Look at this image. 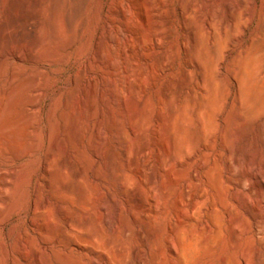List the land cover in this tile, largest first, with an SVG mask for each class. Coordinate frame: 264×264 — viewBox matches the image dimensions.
<instances>
[{"label": "rangeland", "instance_id": "374dc122", "mask_svg": "<svg viewBox=\"0 0 264 264\" xmlns=\"http://www.w3.org/2000/svg\"><path fill=\"white\" fill-rule=\"evenodd\" d=\"M171 244L264 264V0H0V264Z\"/></svg>", "mask_w": 264, "mask_h": 264}, {"label": "bare ground", "instance_id": "6f19581e", "mask_svg": "<svg viewBox=\"0 0 264 264\" xmlns=\"http://www.w3.org/2000/svg\"><path fill=\"white\" fill-rule=\"evenodd\" d=\"M152 34V33H151ZM150 34V35H151ZM161 36H163V35H161ZM150 37V38H149ZM148 37V40L150 41V43L152 44V47L153 48H155L157 45L158 46H160L159 45V43H160V40H161V37H160V35L158 34V32L155 30L154 32H153V34L151 35V36H149ZM148 41V42H149ZM145 43H146V41L144 40V38L141 40V42H140V45H139V47L140 48H143V47H145ZM156 44V45H155ZM159 49V48H158ZM171 50H173V49H171ZM171 50H170V52H171ZM159 51V50H158ZM155 52H157V50L155 51ZM154 52V53H155ZM173 52V51H172ZM169 54V53H168ZM170 55V54H169ZM166 57H167V55H166ZM169 59V58H168ZM167 60V59H166ZM166 64V63H165ZM152 69V68H151ZM153 70V69H152ZM154 71H157V70H154ZM158 72V71H157ZM153 73V72H152ZM145 74V73H144ZM150 74V73H149ZM154 74V73H153ZM152 74V75H153ZM148 76V75H147ZM146 76V77H147ZM154 76V75H153ZM152 76V77H153ZM145 77V78H146ZM151 77V76H150ZM148 81V80H147ZM143 82V81H142ZM146 82V81H145ZM152 82V81H151ZM154 82V81H153ZM147 84V83H146ZM129 117H130V121H132L133 119H134V117H135V114L134 113H132L131 115H129ZM130 129H131V131H132V133L133 134H137V130H136V128L134 127V126H132L131 124H130ZM97 135H98V138H99V140L100 141H103L104 140V133H103V128H102V126L101 125H99V128H98V130H97ZM169 146V145H168ZM168 151V150H167ZM170 156V155H169ZM163 178V177H162ZM151 183V182H150ZM148 184H149V182H148ZM165 184V183H164ZM164 184H162V185H164ZM161 185V184H160ZM155 187H156V184H155ZM163 187V186H162ZM150 188L152 189L153 188V186H150ZM205 189V188H204ZM204 189H203V191H204ZM152 191H153V193H156V191L154 190V189H152ZM188 192V191H187ZM194 193H196V192H194ZM203 194V193H202ZM207 194V193H206ZM187 195H189V194H187ZM186 195V196H187ZM203 196H204V194H203ZM206 196V195H205ZM210 196H212V193H210ZM214 196V195H213ZM207 197V196H206ZM165 199V198H164ZM187 199V198H186ZM189 199V198H188ZM187 199V200H188ZM192 199V200H191ZM191 199H189V200H191V202H189V200H188V202L190 203V205H189V207L188 208H190L191 209V213H193V211L195 212V211H197L198 209H197V207H202L203 205L205 206V204H207V202H208V199H205V198H202V196H200V193H199V195H197V194H194V195H192V198ZM212 199V198H211ZM221 199V198H220ZM214 200H216V199H214ZM217 201V200H216ZM226 201V200H225ZM224 202V201H223ZM188 203V204H189ZM211 203V202H210ZM214 204H215V202H213ZM153 204H154V211H156V210H158L159 209V205H161V202H160V200L157 198V196H156V194H155V196H154V199H153ZM187 204V203H186ZM223 204V203H222ZM226 204V203H225ZM209 205V204H208ZM212 205V204H211ZM217 204H215V206H213L214 208H213V210H217V206H216ZM219 206V205H218ZM229 206V205H228ZM186 207V206H185ZM216 207V208H215ZM223 207V206H222ZM226 207V206H225ZM197 209V210H194V209ZM206 208V207H205ZM210 208V207H209ZM208 209V208H207ZM211 209V208H210ZM224 209V208H223ZM187 211V210H186ZM186 211L184 210V213H186ZM199 213H201L200 211H198ZM210 212V211H209ZM225 212V211H224ZM155 213V212H154ZM157 213V212H156ZM181 213H182V211H181ZM220 213V212H219ZM225 213H227V212H225ZM158 214V213H157ZM161 214V213H160ZM201 214H203V213H201ZM206 214V213H205ZM208 215H209V213H207ZM216 214V213H215ZM181 215V214H180ZM184 215V214H183ZM188 215V214H187ZM186 215V216H187ZM190 215H192V214H190ZM156 216H159V215H155L154 217H156ZM204 216V215H203ZM182 217V216H181ZM185 217V216H184ZM188 217V216H187ZM217 217V216H216ZM189 218V217H188ZM206 218V217H205ZM155 219H158V217L157 218H155ZM179 219H180V217H179ZM206 220V219H205ZM154 221V220H153ZM179 221V220H178ZM157 222V221H156ZM159 222V221H158ZM180 222V221H179ZM179 222H177L178 224H179ZM183 222V221H182ZM220 222V221H219ZM233 223V222H232ZM162 224V223H161ZM215 224V223H214ZM217 224V223H216ZM235 224V222L232 224V225H234ZM157 226V225H156ZM155 226V227H156ZM158 226H160L159 224H158ZM168 226H170V225H168ZM216 226V225H215ZM173 227V226H172ZM176 227H177V225H176ZM209 227V226H208ZM217 227V226H216ZM232 227H234V226H232ZM174 228V227H173ZM210 228V227H209ZM219 228V227H218ZM169 229H171V227H169ZM183 229V228H182ZM220 229H221V227H220ZM234 229V228H233ZM217 230V229H216ZM219 230V229H218ZM218 230H217V232H218ZM184 231V230H183ZM171 232H173V231H171ZM216 232V231H215ZM216 232V233H217ZM222 232V231H221ZM221 232H218V234H220ZM236 234V237L238 238V240L240 239V235H239V231H238V233H235ZM221 235V234H220ZM220 235H218V236H220ZM216 236V235H215ZM235 237V238H236ZM156 239V238H155ZM232 239H234V238H232ZM157 240V239H156ZM171 240V239H170ZM185 240V239H184ZM215 240V239H214ZM159 241V240H158ZM220 241V240H219ZM216 242H217V239H216ZM157 243H159V242H157ZM220 244L222 243V242H219ZM224 245V244H223ZM222 245V246H223ZM239 245V244H238ZM215 246V245H214ZM217 246V245H216ZM236 246H237V243H236ZM181 247H183V243H182V246ZM211 247V246H210ZM212 247H213V244H212ZM193 248V247H192ZM233 248H234V245H233ZM237 248V247H236ZM212 249H214V247L212 248ZM158 250V249H157ZM210 250V249H209ZM237 250V249H236ZM154 251V250H153ZM180 252H183V251H180ZM186 252V251H185ZM184 252V253H185ZM209 252V251H208ZM219 252V251H218ZM156 253V252H155ZM166 253V252H165ZM163 251L162 252H157L154 256H153V259L152 260H150L149 261V259L147 258V257H144V255L143 256H141V257H143V259L141 260L142 262H141V264H167V261L168 260H175L176 259V257L179 255V250H178V248L175 246V244H171V252H170V254L169 255H167V254H165ZM184 253H182L184 256L186 255V254H184ZM221 253V252H220ZM248 253V252H247ZM144 254V253H143ZM208 254V253H207ZM235 255L237 254V252L236 253H234ZM249 254V253H248ZM183 255H181V256H183ZM228 255H230V254H228ZM235 255H233V256H235ZM150 256V255H149ZM183 256V257H184ZM217 256H219V254L217 255ZM216 256V257H217ZM224 256V255H223ZM259 256V255H258ZM140 257V258H141ZM183 257H182V259H183ZM186 257V256H185ZM190 257H191V254H190ZM251 257V256H250ZM185 259H188V258H185ZM185 259H183V261L182 262H184V260ZM216 259V258H215ZM231 259H232V257H231ZM261 259V258H260ZM229 260V259H228ZM243 262H242V264H250V260L248 259V258H243ZM259 260V259H258ZM187 261H189V260H187ZM187 261L185 260V262L184 263H187ZM197 261V260H196ZM216 261V260H215ZM169 262V261H168ZM181 262V263H182ZM236 262H237V260H236ZM140 263V262H139ZM170 263H172V262H170ZM176 263V262H175ZM202 263V262H201ZM200 263V264H201ZM232 263V262H231ZM217 264V263H216ZM221 264H229L228 263V261H227V259H222L221 260ZM233 264H238V262L237 263H233Z\"/></svg>", "mask_w": 264, "mask_h": 264}]
</instances>
